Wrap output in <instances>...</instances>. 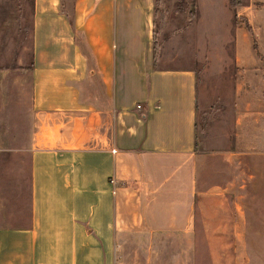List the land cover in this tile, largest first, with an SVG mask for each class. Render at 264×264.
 I'll use <instances>...</instances> for the list:
<instances>
[{"label":"crops","instance_id":"1","mask_svg":"<svg viewBox=\"0 0 264 264\" xmlns=\"http://www.w3.org/2000/svg\"><path fill=\"white\" fill-rule=\"evenodd\" d=\"M249 27H235L234 60L241 76L258 78L259 102L264 27L255 17ZM167 28L155 0H32L30 89L1 102L17 109L14 136L24 142L0 147V264H116L119 231H198V52H184L176 30L167 40ZM256 180L254 223L235 208L245 221L238 236L264 231ZM251 245H234L236 264H257L245 254Z\"/></svg>","mask_w":264,"mask_h":264},{"label":"rangeland","instance_id":"2","mask_svg":"<svg viewBox=\"0 0 264 264\" xmlns=\"http://www.w3.org/2000/svg\"><path fill=\"white\" fill-rule=\"evenodd\" d=\"M70 3L65 0V6ZM155 5L156 21L169 28L165 38L168 40L171 31L176 30L183 51L197 48L198 52L196 127L203 152L196 195L198 231L187 236L175 231L161 235L155 231L151 235L148 231H119L116 264H236L238 252L234 245L244 240L252 244L246 256L262 264L264 231L236 233L245 221L242 215L240 220L236 218L235 208H247L254 223L251 210L256 206L253 197L259 189L251 185L256 179H264V171H258L264 158L255 148L259 136L255 119L260 107L264 111V99L257 102L262 95L256 85L258 78L240 75L234 60V34L238 24L249 29L254 17L264 27V0H155ZM31 45L32 0H0V147L24 142L14 136L17 109H4L1 102L6 99L8 105L26 99L32 81ZM171 47L166 43L164 51L169 52ZM241 81L246 84L238 93ZM238 135L244 145L239 153ZM228 150L234 151L231 158ZM229 178L235 184L222 188L224 179ZM238 181L244 184L238 187ZM262 188L260 191H264V182ZM246 222L249 225L248 219ZM257 243L261 251L253 249Z\"/></svg>","mask_w":264,"mask_h":264},{"label":"built area","instance_id":"3","mask_svg":"<svg viewBox=\"0 0 264 264\" xmlns=\"http://www.w3.org/2000/svg\"><path fill=\"white\" fill-rule=\"evenodd\" d=\"M113 150H115V149H113ZM110 181H111V182H114V178H113V177H111V178H110Z\"/></svg>","mask_w":264,"mask_h":264}]
</instances>
